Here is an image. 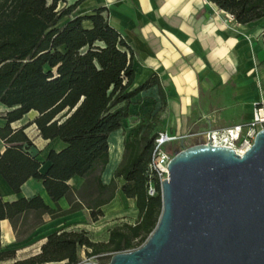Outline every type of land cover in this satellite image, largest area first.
<instances>
[{
	"label": "trees",
	"instance_id": "1",
	"mask_svg": "<svg viewBox=\"0 0 264 264\" xmlns=\"http://www.w3.org/2000/svg\"><path fill=\"white\" fill-rule=\"evenodd\" d=\"M83 1L0 0V104L6 108V124L0 127V141L6 144L0 151V174L16 194L29 179L41 180L54 204L41 195L7 200L0 192V264H79L83 249L88 256L131 251L146 242L162 213L157 180L156 192L149 193V165L158 134L152 126L125 142L110 182L102 175L110 160V136L130 118L134 98L157 85L166 105L164 88L154 75L131 89L133 49L110 24L106 7L78 15ZM209 1L241 24L264 18V0ZM85 20L92 22L90 28ZM32 111L37 116L31 122L12 128ZM31 124L43 139L60 138L67 144L48 153L45 173L40 170L43 162L31 152L34 143L25 131ZM74 177L84 178L80 188L69 183ZM119 189L135 200L138 215L134 223L114 226L108 241H94L86 230L63 228L47 235L38 253L19 260L17 249L2 245L3 220L10 222L18 241L44 224L45 215L56 219L87 210L96 222ZM62 198L69 202L67 209L59 204Z\"/></svg>",
	"mask_w": 264,
	"mask_h": 264
},
{
	"label": "crops",
	"instance_id": "2",
	"mask_svg": "<svg viewBox=\"0 0 264 264\" xmlns=\"http://www.w3.org/2000/svg\"><path fill=\"white\" fill-rule=\"evenodd\" d=\"M75 1L68 0L69 3ZM98 7L107 8L110 24L133 49L135 79L131 89L156 75L165 91L166 105L157 85L140 92L130 106V117L134 114L132 108L137 101L141 102V112H145L144 99L150 95L154 99V114L158 115L161 130L176 135L194 134L196 136L187 139L192 141V145L207 132L214 133L215 137L231 136L235 141L238 131L234 132L233 128L244 126L253 119L255 103L264 94V18L241 24L229 19L228 13L209 0H84L76 13L90 15ZM84 26L90 28L92 22L85 20ZM3 114H0V127L6 124ZM36 116L37 112L27 123ZM21 120L12 123V128L27 124L19 123ZM30 128H35L38 140L32 137ZM25 131L34 143L31 152L43 162L40 170L45 173L50 166L46 161L48 153L51 150L61 151L67 144L60 138L43 139L35 124ZM123 132L124 123L110 136V160L102 175L105 183L113 177L105 175L108 167L114 162V168L110 170L114 171L122 159L128 140H125ZM5 147V142L0 141L1 152ZM118 181L120 185L124 182L122 178ZM83 182L81 177L69 181L77 188ZM0 192L7 200L41 195L48 204L54 205L42 181L35 178L29 179L21 192L16 194L0 174ZM125 199L132 200L134 204L135 222L138 215L135 200L126 197L121 189L109 204L103 206L102 218L110 217L112 220L119 217L124 209L121 203ZM59 204L64 209L69 207L66 198H62ZM85 211L89 216L87 210L56 219L45 215L44 224L29 237L44 234L46 238L63 228L79 230L73 225L78 218L85 216ZM116 225L108 227V235L99 241H108L110 230ZM1 228L4 248L5 233L10 240L18 241L8 220L1 222Z\"/></svg>",
	"mask_w": 264,
	"mask_h": 264
},
{
	"label": "water",
	"instance_id": "3",
	"mask_svg": "<svg viewBox=\"0 0 264 264\" xmlns=\"http://www.w3.org/2000/svg\"><path fill=\"white\" fill-rule=\"evenodd\" d=\"M168 169L146 242L107 263L79 264H264V128L243 155L225 144H182Z\"/></svg>",
	"mask_w": 264,
	"mask_h": 264
},
{
	"label": "rangeland",
	"instance_id": "4",
	"mask_svg": "<svg viewBox=\"0 0 264 264\" xmlns=\"http://www.w3.org/2000/svg\"><path fill=\"white\" fill-rule=\"evenodd\" d=\"M145 104L144 107H147L145 109V112H141L140 110V101H137L133 106V116L130 117L129 120L124 122V138L125 140L134 138L138 133L143 131L145 126H152L154 128V133L156 134L158 131L161 130L162 126L159 123V118L157 114H154V109H155V103L154 99L152 96L148 95L145 99ZM137 105V106H136ZM6 108L0 104V114H3L5 112ZM36 112L32 111L28 113L19 123H27L30 121L34 116ZM30 134L35 140H38L36 136V130L35 128H30ZM231 135V133H229ZM192 141H187V146L192 145ZM222 143V141L220 140ZM164 148H168L170 151L174 150V143L170 144H165ZM38 150V149H37ZM113 164V165H112ZM114 163H111V165L108 167L107 172L105 175H112L114 174V171H110L111 168H114ZM112 173V174H111ZM111 176V177H112ZM121 205L124 207L122 213L120 214L119 217L113 218L110 220V217L102 218L98 222H93L90 220L89 216H87V212L85 211L84 213L85 216H82L76 220L75 224L73 225L74 228H78L79 230H86L91 237V239L95 241H99L101 239L106 238L108 235V227L116 225L118 223H123V222H134V208H133V202L132 200H127L125 199ZM120 219H123L122 221ZM111 221H113L111 223ZM84 228V229H80ZM45 235L44 234H37L33 235L32 237H29L27 239H24L22 241H12L10 238H8L7 234L5 233V238L4 241L6 243L5 248L6 249H17V256L16 260L19 259H25L28 258L40 251L42 242L44 241ZM87 250L83 249L80 252V257L81 261L87 262V261H92L96 263H107L110 261L113 253L108 252V253H103L101 255L97 256H88L87 255ZM12 262V261H11ZM9 263V262H7ZM3 264V263H1ZM48 264H59L58 262H51Z\"/></svg>",
	"mask_w": 264,
	"mask_h": 264
},
{
	"label": "built area",
	"instance_id": "5",
	"mask_svg": "<svg viewBox=\"0 0 264 264\" xmlns=\"http://www.w3.org/2000/svg\"><path fill=\"white\" fill-rule=\"evenodd\" d=\"M229 19H233L231 14H228ZM264 128V94L261 96L260 100L255 103L254 117L246 125H238L233 128V131H238V136L235 139V147H233L240 155H243L248 151L254 143L257 133ZM232 132V130H231ZM196 136L192 135H176L172 134L167 130H161L158 132L155 137V147L152 155V160L150 163V180H149V193L153 195L156 192V180L162 186V183L165 179L168 178L169 169L168 164L172 156L182 150V144L187 146V139ZM231 137V136H230ZM211 139V141H210ZM212 142L214 144H225L230 145L229 143H221L220 140H217L214 133L207 132L205 135H202L198 141H195L193 144L197 143H208ZM174 143V150L170 151L168 148H164L165 144ZM81 261L80 263H83ZM59 264H64L63 262Z\"/></svg>",
	"mask_w": 264,
	"mask_h": 264
},
{
	"label": "bare ground",
	"instance_id": "6",
	"mask_svg": "<svg viewBox=\"0 0 264 264\" xmlns=\"http://www.w3.org/2000/svg\"><path fill=\"white\" fill-rule=\"evenodd\" d=\"M216 139L217 140H221L223 143H229L230 146L232 147H235V141L232 137L230 136H223V135H220V136H216ZM119 154V153H118ZM114 163V162H113ZM113 165V164H112Z\"/></svg>",
	"mask_w": 264,
	"mask_h": 264
}]
</instances>
